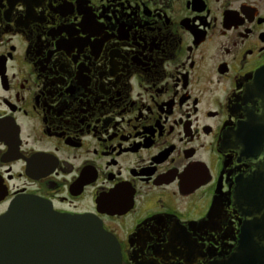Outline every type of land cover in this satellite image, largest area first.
<instances>
[{
    "label": "flooded vegetation",
    "instance_id": "flooded-vegetation-1",
    "mask_svg": "<svg viewBox=\"0 0 264 264\" xmlns=\"http://www.w3.org/2000/svg\"><path fill=\"white\" fill-rule=\"evenodd\" d=\"M25 199L120 264H264V0H0V220Z\"/></svg>",
    "mask_w": 264,
    "mask_h": 264
},
{
    "label": "water",
    "instance_id": "water-1",
    "mask_svg": "<svg viewBox=\"0 0 264 264\" xmlns=\"http://www.w3.org/2000/svg\"><path fill=\"white\" fill-rule=\"evenodd\" d=\"M0 264H120L116 240L85 216L20 200L0 220Z\"/></svg>",
    "mask_w": 264,
    "mask_h": 264
}]
</instances>
